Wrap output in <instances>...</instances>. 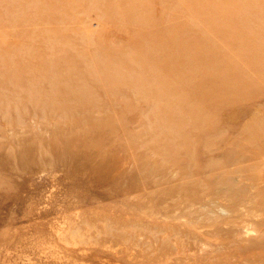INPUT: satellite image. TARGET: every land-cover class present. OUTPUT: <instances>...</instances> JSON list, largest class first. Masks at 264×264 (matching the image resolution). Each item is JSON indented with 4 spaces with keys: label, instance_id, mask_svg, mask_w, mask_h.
<instances>
[{
    "label": "rangeland",
    "instance_id": "rangeland-1",
    "mask_svg": "<svg viewBox=\"0 0 264 264\" xmlns=\"http://www.w3.org/2000/svg\"><path fill=\"white\" fill-rule=\"evenodd\" d=\"M0 264H264V0H0Z\"/></svg>",
    "mask_w": 264,
    "mask_h": 264
}]
</instances>
